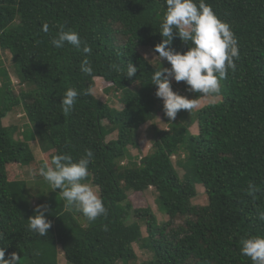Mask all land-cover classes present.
Segmentation results:
<instances>
[{"label": "trees", "instance_id": "16d2710c", "mask_svg": "<svg viewBox=\"0 0 264 264\" xmlns=\"http://www.w3.org/2000/svg\"><path fill=\"white\" fill-rule=\"evenodd\" d=\"M205 2L230 24L240 56L221 81L220 95H211L216 100L185 110L184 123L169 121L155 96L151 75L159 57L152 64L139 52L148 47L158 55L154 46L162 40L166 0H0V247L6 258L16 252L21 264H252L241 254V241L264 235L258 218L264 213V0ZM60 26L77 31L81 47L92 52L68 44L55 48L51 39ZM191 46L178 36L171 45L182 53ZM85 56L91 75L80 69ZM127 63L137 67L136 77L123 75ZM160 64L170 67L163 58ZM96 77L108 83L106 93L118 94L121 109L93 95ZM69 87L80 95L64 114L60 102ZM17 108L27 119L21 131L3 124ZM158 111L167 128L155 130L150 150L141 155L137 129ZM194 123L195 134L189 130ZM113 132L116 138L107 140ZM87 149L94 158L85 182L97 187L107 209L94 221L75 206L66 210L60 190H51L43 177L34 200L29 181L8 178L7 165L29 174L58 153L78 159ZM39 153L46 160L38 162ZM196 185L204 188V205L193 203ZM249 185L258 189L254 195ZM149 187L167 220L128 200V192ZM39 204L47 205L52 222L46 236L27 227ZM134 244L151 257L139 261Z\"/></svg>", "mask_w": 264, "mask_h": 264}, {"label": "clouds", "instance_id": "9594fccd", "mask_svg": "<svg viewBox=\"0 0 264 264\" xmlns=\"http://www.w3.org/2000/svg\"><path fill=\"white\" fill-rule=\"evenodd\" d=\"M42 29L47 33L48 23L45 22ZM159 32L162 40L154 46V51L158 54L156 57H159V67L151 75V84L156 86L155 96L163 102L164 115L169 121H174L179 111L190 112L197 108V101L174 91L171 80L184 81L190 91L219 96L221 81L227 77L229 69L235 71L234 61L240 56L239 44L230 24L218 18L205 0H166V12ZM175 36L186 44L190 41L192 46L183 53L174 50L171 45ZM82 43L77 31L66 30L63 26L59 27L57 34L51 39V44L57 49L68 44L85 54L91 53L92 49L87 44L81 47ZM162 58L169 62L170 67H161ZM80 69L84 74L93 73L87 56L83 58ZM136 74L137 67L127 63L123 75L134 78ZM79 95L78 90L73 87L66 89L60 102L64 114L73 110ZM93 158L91 149L85 150L78 159L66 152L58 153L51 158L50 164L46 163L38 170L51 190H60L65 209L75 206L89 221L107 214L99 190L85 182ZM173 158L174 156L172 160ZM257 190L255 185H249V194L254 195ZM48 211L46 204L36 205L33 215L27 219V227L31 232L39 236L47 235L52 227L51 220L46 217ZM258 218L264 221V213H260ZM2 238L3 234L0 233V239ZM241 254L248 257L252 264H264V235L243 238ZM0 264H21L20 255L12 252L6 258L5 249L0 247Z\"/></svg>", "mask_w": 264, "mask_h": 264}, {"label": "rangeland", "instance_id": "374dc122", "mask_svg": "<svg viewBox=\"0 0 264 264\" xmlns=\"http://www.w3.org/2000/svg\"><path fill=\"white\" fill-rule=\"evenodd\" d=\"M139 52H140V54H142V56L147 57V59L149 61H151L152 64H154L157 61L156 54L153 53V51L150 48L141 47V48H139ZM5 65L7 66L8 70L10 72L12 84L14 86L15 85L17 86V84H16L17 78L13 74L12 68H11L9 60H8V56H5ZM107 85H108V83H106L102 78L96 77L94 80V85L91 88V92L93 93V95L95 97L101 99L102 101L107 102L110 106L115 107L116 109H121L123 105L117 99L118 94H116V96H115L112 93L108 94L104 91V88ZM171 85H172L171 86L172 89L174 91L178 92L179 94L184 95L188 98H194L192 95V91L189 90V86H187L184 81L176 82L175 80H171ZM135 86L136 85H134L133 88ZM16 90H17V88H16ZM195 100L197 101V108H195V109H199L200 107L206 105L207 103L215 101L216 98L212 97L211 95H205V96H203L199 99H195ZM181 111L183 112V113L181 112L182 116L177 114L178 116H176L175 120H179L180 122H184L185 118H186V117L185 118L183 117L185 110H181ZM26 121H27V119L25 118L24 112L21 109L19 110L17 108V109L12 110L11 112H9V114L3 119V124L4 125L14 124L17 127H19L18 129L21 131L22 124ZM157 128H160V129L167 128V123L165 122V119L163 118L161 112H159V111H158V113H156L153 120H150V121L142 124L137 129L136 138H137V141L139 142V146L141 148V155H144L145 153H147L150 150L151 144L156 137V131L155 130ZM189 130L192 133H196L198 131L197 125L194 123L189 128ZM116 136H117L116 132H113L107 136V140L115 139ZM133 154H137L136 149L133 150ZM46 158L47 157L44 156L42 153H39L38 155H36L37 161L40 159L46 160ZM173 160L175 161V158H173ZM36 165L37 166L31 167L29 169V171H28L29 174H26V169L20 167L19 165H15V164L7 165V173H8L9 179H25V180L29 181L28 186L30 187L29 190L34 195L33 200L38 198V193L40 192L39 186H41V182L39 181L40 175L38 174L39 165H38V163ZM176 168L179 170L180 174L183 173V170L178 168L177 165H176ZM36 179H38V180H36ZM89 184L91 186H93V184H91V183H89ZM93 187L97 189V187H95V186H93ZM45 190L46 191L43 192V194L47 195L49 190L47 188ZM196 190H197V194H196V197L193 198V203L197 204V205L206 204L207 203V196H206V193L204 191V188L201 187L200 185H196ZM155 197H156V192L154 191L153 187H149L144 192H142V191L128 192V200L132 203V205L134 206L135 209L149 206L152 209V211L157 214L158 220L165 221V220H167V215H165L163 213H161V214L158 213ZM34 203H35V201H34ZM143 230H145V227H143ZM134 249H135V252L138 256L139 261H144V260H147L148 258L151 257V255H150L151 253L148 252L147 250H145L144 248H139L138 244H134ZM60 262L61 263L63 262L61 255H60Z\"/></svg>", "mask_w": 264, "mask_h": 264}]
</instances>
